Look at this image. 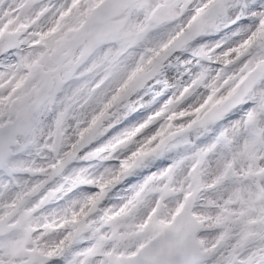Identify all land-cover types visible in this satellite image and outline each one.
<instances>
[{
  "label": "snow or ice",
  "instance_id": "obj_1",
  "mask_svg": "<svg viewBox=\"0 0 264 264\" xmlns=\"http://www.w3.org/2000/svg\"><path fill=\"white\" fill-rule=\"evenodd\" d=\"M0 264H264V0H0Z\"/></svg>",
  "mask_w": 264,
  "mask_h": 264
},
{
  "label": "clouds",
  "instance_id": "obj_2",
  "mask_svg": "<svg viewBox=\"0 0 264 264\" xmlns=\"http://www.w3.org/2000/svg\"><path fill=\"white\" fill-rule=\"evenodd\" d=\"M73 123V121L69 120L68 121V124H69V128H68V131L70 132L71 131V124Z\"/></svg>",
  "mask_w": 264,
  "mask_h": 264
}]
</instances>
